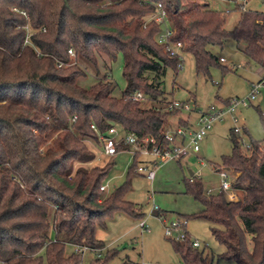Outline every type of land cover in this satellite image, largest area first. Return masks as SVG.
Segmentation results:
<instances>
[{
  "label": "trees",
  "instance_id": "16d2710c",
  "mask_svg": "<svg viewBox=\"0 0 264 264\" xmlns=\"http://www.w3.org/2000/svg\"><path fill=\"white\" fill-rule=\"evenodd\" d=\"M159 5L172 40L194 57L198 74L230 70L209 50L228 40L264 69V13L238 9L241 16L229 31L228 13L212 11L202 0H0V264H80L83 253L68 256L67 245L101 251L98 229L120 214L145 217L126 200L133 174L141 175L138 155L125 184L110 194L101 188L114 163L91 170L83 165L97 158L87 141L101 147L99 135L112 127L152 139L151 147L171 148L166 134L191 125L181 119L172 129V119L184 112L169 111V103L158 100L168 70L179 72V59L158 42L164 28L152 16ZM119 54L127 87L117 96L109 73ZM89 69L99 80L87 86ZM138 93L155 105L144 108L134 100ZM229 139L232 153L215 168L236 174L238 200L229 201L225 192L208 195L194 175L185 181L186 194L204 209L177 218L208 221L225 247L221 258L264 264V140L245 144L234 128ZM129 151L118 146L119 153ZM154 215L165 216L159 210ZM171 242L183 264H209L190 234ZM118 253L110 250L94 264H109Z\"/></svg>",
  "mask_w": 264,
  "mask_h": 264
},
{
  "label": "rangeland",
  "instance_id": "374dc122",
  "mask_svg": "<svg viewBox=\"0 0 264 264\" xmlns=\"http://www.w3.org/2000/svg\"><path fill=\"white\" fill-rule=\"evenodd\" d=\"M202 3L209 5L212 11L228 13L226 29L229 31L235 28V23L241 16L240 11L244 12L242 5L246 12L264 13V0H202ZM238 9L240 11H237ZM209 50L218 58H223L226 61L222 63L223 67L230 70L224 72L222 67H212L210 77H205L197 73L194 57L186 54L184 68L178 74L168 70L163 77V93L158 100L166 103L174 99L182 103L189 102L196 105L198 110L206 112L213 107L216 110H226L225 100H244L250 97L253 85H257L264 77L263 68L252 63L232 40H228L223 48L210 47ZM234 66L236 69L233 70ZM123 72L124 56L119 54L113 61L109 73L110 79L116 84L117 96L127 87ZM104 74L105 70L101 69L100 78ZM98 80L95 73L89 69L86 85L90 86ZM142 102L144 108L155 105V101L149 99ZM234 115L239 120L238 126L242 129L243 143L249 144L250 138L256 141L264 140V90L248 107L238 106ZM186 116L188 114L182 113L178 117ZM189 118L193 131L197 132L198 115L192 113L189 114ZM176 119L177 117L172 121ZM235 127L231 115H226L221 121L213 123L212 129L200 142V152L197 155L190 154L180 163L178 160L159 163L153 181L134 173L126 200L142 208L145 217L140 220L120 214L110 220L107 228L98 229L96 235L97 239L105 243V248L101 251H85L80 264H94L99 256L105 259L108 252L113 249L118 250L119 253L109 264H123L128 260L138 264H183L180 256L174 251L171 240L165 236L161 219L154 215L153 210L155 206L158 207L159 212L170 219H176L179 215H194L203 210L200 202L186 194L185 181L190 179L192 172L202 180L206 190H213V194L219 192L221 177L215 165L221 166L223 157L231 155L232 143L229 135L231 129ZM244 129L248 131V135L244 133ZM87 143L96 152L97 158L94 162L83 165L84 167L91 170L114 163L111 175L106 181L105 193L110 194L116 188L123 186L127 181L129 169L134 165L132 154L118 153L109 159L101 154V147H96L90 141ZM154 160L156 159L153 156H140L139 166H150ZM78 167L80 165L77 164L76 168ZM141 222H146L151 230L150 233L142 232ZM211 227L208 221L202 219L189 221L192 240L200 243L199 250L205 252L209 264H235L221 258L225 247L214 238ZM75 252L74 246L67 245L68 256Z\"/></svg>",
  "mask_w": 264,
  "mask_h": 264
},
{
  "label": "built area",
  "instance_id": "2783aa9c",
  "mask_svg": "<svg viewBox=\"0 0 264 264\" xmlns=\"http://www.w3.org/2000/svg\"><path fill=\"white\" fill-rule=\"evenodd\" d=\"M241 8L244 12H246L244 5H242ZM152 20H154L159 26H163L164 30L159 35L158 42L165 46L166 52L170 57H177L179 59L178 69L179 71L182 70L185 63V54L183 52L184 45L181 42H174L172 40L173 30L169 26L167 14L161 5L157 7V12L152 16ZM69 54L71 57H75L73 50H70ZM220 61L221 63L226 62L223 58H221ZM62 66L63 65H60V67ZM234 69H236L235 66L233 67V70ZM262 90H264V77L257 85H253L250 97L244 100H231L229 105H227L226 110H216V108L213 107L210 110L203 112L198 110L196 105H192L189 102L182 103L174 99L169 103L167 110H179L188 114H197L198 119L196 121V125L199 128L197 132L193 131L192 124L189 126V128L178 127L176 130L168 132L165 137L166 141L172 144V147L160 148L159 146L151 147L150 145L154 141L150 138L140 139L134 134L122 135L117 127H112L105 134L99 135V139L102 143L100 148L101 154L110 159L119 153L118 146L124 144L129 146V152L132 154L133 158L136 155L139 157L153 156L156 160H154L150 166H140L137 170L139 174L144 175L148 180L153 181L156 177V171L159 163L166 162L168 160H184L190 154H198L200 152L199 144L206 137L207 132L212 129L213 123L221 121L224 116H233L234 123L236 125L234 128L235 132L241 133L242 129L238 126L239 120L234 115L236 109L238 106L248 107L251 105V102L256 99V96L259 95ZM134 100L143 101L145 98L143 94L138 93L134 97ZM74 120H77V117H75ZM93 128L95 129V127ZM246 147H248V145H246ZM219 175L221 177L219 192H225L229 201H237L238 196L233 189V184L237 179L236 174L228 169L223 168L219 170ZM101 190L105 191L106 186L102 187ZM213 193V190H207L208 195ZM157 210H159V208L155 206L153 211ZM160 219L164 225L165 236L168 239L181 242H184L187 239L188 235L190 234L188 229V220L176 218L174 220L167 221L164 216L160 217ZM140 228L142 229V232H151L146 222H141ZM192 243L193 247H200V243L198 241L192 240ZM74 247L77 253H84L87 250H91L87 246Z\"/></svg>",
  "mask_w": 264,
  "mask_h": 264
},
{
  "label": "crops",
  "instance_id": "0c3cea01",
  "mask_svg": "<svg viewBox=\"0 0 264 264\" xmlns=\"http://www.w3.org/2000/svg\"><path fill=\"white\" fill-rule=\"evenodd\" d=\"M235 24H237V23H235ZM263 73H264V69H263ZM187 114V113H186ZM185 120V121H191V119L189 118V114H188V116H186V117H184V118H179V117H177V119L175 120V121H172V123H171V125H172V129H176L178 126H179V120ZM122 153H125V152H122ZM197 155V154H196ZM216 170V169H215ZM218 173H219V170H216ZM194 174V173H193ZM144 176V175H143ZM156 178V177H155ZM203 209H204V207H203ZM165 218L167 219V221H171V220H174V219H170L168 216L166 217L165 216ZM162 225H163V223H162ZM164 226V225H163ZM189 229V228H188ZM190 233V232H189Z\"/></svg>",
  "mask_w": 264,
  "mask_h": 264
},
{
  "label": "water",
  "instance_id": "95a60500",
  "mask_svg": "<svg viewBox=\"0 0 264 264\" xmlns=\"http://www.w3.org/2000/svg\"><path fill=\"white\" fill-rule=\"evenodd\" d=\"M190 175H191V177L194 176V174L192 172H190Z\"/></svg>",
  "mask_w": 264,
  "mask_h": 264
}]
</instances>
